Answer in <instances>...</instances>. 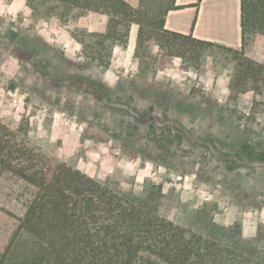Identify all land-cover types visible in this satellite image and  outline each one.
Segmentation results:
<instances>
[{
    "label": "rangeland",
    "instance_id": "obj_1",
    "mask_svg": "<svg viewBox=\"0 0 264 264\" xmlns=\"http://www.w3.org/2000/svg\"><path fill=\"white\" fill-rule=\"evenodd\" d=\"M94 13L60 24L26 0H0V120L121 190L161 184V212L188 229L206 217L238 221L246 237L264 229V90L231 99L236 60L215 47L195 63L154 47L149 74L120 45L108 67L89 61L74 32L104 31L108 17ZM246 40L245 54L264 63V37ZM35 192L0 170V254Z\"/></svg>",
    "mask_w": 264,
    "mask_h": 264
},
{
    "label": "trees",
    "instance_id": "obj_2",
    "mask_svg": "<svg viewBox=\"0 0 264 264\" xmlns=\"http://www.w3.org/2000/svg\"><path fill=\"white\" fill-rule=\"evenodd\" d=\"M43 18L60 24L86 12L108 17L104 31L78 29L84 57L108 67L116 46L126 47L138 25L134 58L144 74L155 71L153 48L197 62L209 48L233 54L230 98L264 90V63L245 54L246 35L264 37V0H241L242 47L234 49L165 27L176 0H26ZM0 170L36 187L0 264H264V229L246 237L241 223L220 225L210 217L191 230L160 210L161 184L147 181L143 193L121 190L28 145L0 120Z\"/></svg>",
    "mask_w": 264,
    "mask_h": 264
},
{
    "label": "crops",
    "instance_id": "obj_3",
    "mask_svg": "<svg viewBox=\"0 0 264 264\" xmlns=\"http://www.w3.org/2000/svg\"><path fill=\"white\" fill-rule=\"evenodd\" d=\"M176 5L179 8L166 15L167 29L234 49L242 47L241 0H176ZM137 29L132 24L125 49L128 56L134 52Z\"/></svg>",
    "mask_w": 264,
    "mask_h": 264
}]
</instances>
